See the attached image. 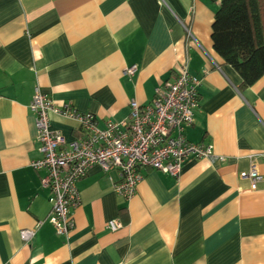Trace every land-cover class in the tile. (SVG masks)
<instances>
[{
	"label": "crops",
	"instance_id": "obj_1",
	"mask_svg": "<svg viewBox=\"0 0 264 264\" xmlns=\"http://www.w3.org/2000/svg\"><path fill=\"white\" fill-rule=\"evenodd\" d=\"M217 6L0 0V264H264V74L241 90L237 72L214 52ZM184 58L201 79L185 135L211 144L214 159L186 162L177 178L143 169L129 199L113 190L115 170L92 165L77 182L74 227L57 235L47 222L51 194L31 166L40 157L34 88L56 105L92 113L101 128L124 121L131 100L151 101ZM49 120L67 141L77 137L74 120ZM252 166L260 175L254 184L240 176ZM111 220L121 227L108 229ZM24 229L34 231L27 243Z\"/></svg>",
	"mask_w": 264,
	"mask_h": 264
},
{
	"label": "built area",
	"instance_id": "obj_2",
	"mask_svg": "<svg viewBox=\"0 0 264 264\" xmlns=\"http://www.w3.org/2000/svg\"><path fill=\"white\" fill-rule=\"evenodd\" d=\"M182 26L186 35L191 36L189 28ZM136 69L137 66L132 65L125 72L133 75ZM200 86L201 79L189 72L187 58H184L172 77L154 89L151 101L139 105L131 100L124 121L106 120L101 128L92 113L79 111L70 103L56 105L38 87L34 88L29 110L34 117L40 157L32 161L31 166L43 173L41 187L51 194L47 222L57 235L67 237L73 229L72 211L79 204L77 182L92 165H98L104 172L115 170L118 179L112 181L113 190L129 199L142 179L143 169L177 178L186 162L214 159L211 144L192 143L185 135L194 122ZM50 114L74 120L77 137L67 141L61 132L52 130ZM240 176L252 184L260 180L254 166ZM120 227L117 220L107 225L111 231ZM19 234L21 241L27 243L34 231L24 229Z\"/></svg>",
	"mask_w": 264,
	"mask_h": 264
},
{
	"label": "trees",
	"instance_id": "obj_3",
	"mask_svg": "<svg viewBox=\"0 0 264 264\" xmlns=\"http://www.w3.org/2000/svg\"><path fill=\"white\" fill-rule=\"evenodd\" d=\"M217 2L211 25L214 52L241 78L239 88L252 86L264 74V0Z\"/></svg>",
	"mask_w": 264,
	"mask_h": 264
}]
</instances>
